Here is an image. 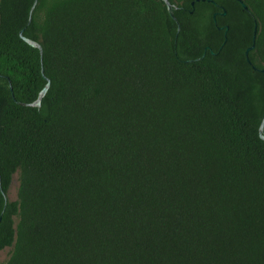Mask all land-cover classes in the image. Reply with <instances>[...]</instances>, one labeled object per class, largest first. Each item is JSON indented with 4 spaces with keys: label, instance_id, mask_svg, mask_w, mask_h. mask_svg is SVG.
<instances>
[{
    "label": "trees",
    "instance_id": "1",
    "mask_svg": "<svg viewBox=\"0 0 264 264\" xmlns=\"http://www.w3.org/2000/svg\"><path fill=\"white\" fill-rule=\"evenodd\" d=\"M168 1L0 0L5 264H264V0Z\"/></svg>",
    "mask_w": 264,
    "mask_h": 264
},
{
    "label": "water",
    "instance_id": "2",
    "mask_svg": "<svg viewBox=\"0 0 264 264\" xmlns=\"http://www.w3.org/2000/svg\"><path fill=\"white\" fill-rule=\"evenodd\" d=\"M36 1L34 2V5L32 6L31 8V12L36 4ZM165 5H166V8H167V11H168V14L170 15V17L176 22L177 24V32L180 30V24L179 22L176 20L175 16H174V13H173V6L170 4V2L168 0H162ZM196 2H198L199 0H195ZM207 1H210V0H207ZM239 2H241L240 0H238ZM191 5L193 6L194 5V2L191 3ZM244 9H246V7L244 5H242ZM31 12H30V15H31ZM226 12L223 11L221 13V15H225ZM213 18L215 19V15L213 16ZM19 36L22 38V40L24 42H26L28 45H30L31 47L33 48H36L39 50L40 52V55H42V48L40 46V44H38L37 42L29 39V38H26L23 36L22 34V30L19 32ZM255 37H256V28L254 29L253 31V37H252V45L250 47H248L245 51V55L247 57L248 55V52L249 50H251L253 47H254V42H255ZM247 61L249 62L248 58H247ZM264 72V70H262ZM49 81L46 82V84L43 86V88L40 90L37 98L35 101L31 102V103H22V102H17L18 105H21V106H27V107H36V108H39L40 107V104H41V100L42 98L45 96L48 88H49ZM258 134H259V137L264 140V113H263V116H262V119H261V123L259 125V129H258Z\"/></svg>",
    "mask_w": 264,
    "mask_h": 264
},
{
    "label": "rangeland",
    "instance_id": "3",
    "mask_svg": "<svg viewBox=\"0 0 264 264\" xmlns=\"http://www.w3.org/2000/svg\"><path fill=\"white\" fill-rule=\"evenodd\" d=\"M17 186H18L17 176L14 175L13 182H12V185H11L9 193H8V198L10 200L16 199ZM9 255H10V248H5V249L1 250L0 251V264H5V262L9 258Z\"/></svg>",
    "mask_w": 264,
    "mask_h": 264
}]
</instances>
